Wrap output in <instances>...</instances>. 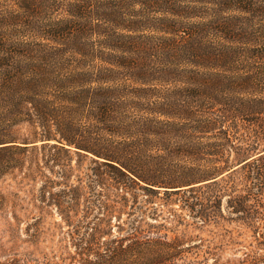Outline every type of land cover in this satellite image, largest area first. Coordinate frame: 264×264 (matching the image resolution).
Listing matches in <instances>:
<instances>
[{
  "label": "trees",
  "instance_id": "16d2710c",
  "mask_svg": "<svg viewBox=\"0 0 264 264\" xmlns=\"http://www.w3.org/2000/svg\"><path fill=\"white\" fill-rule=\"evenodd\" d=\"M251 125L264 0H0V180L41 183L32 213L61 218V264H206L211 245L182 246L222 226L255 239L237 264H264Z\"/></svg>",
  "mask_w": 264,
  "mask_h": 264
},
{
  "label": "rangeland",
  "instance_id": "374dc122",
  "mask_svg": "<svg viewBox=\"0 0 264 264\" xmlns=\"http://www.w3.org/2000/svg\"><path fill=\"white\" fill-rule=\"evenodd\" d=\"M248 129L243 127L239 136L242 137L246 130L248 144L264 150V127L251 125ZM76 159L73 157L71 161L73 167H76ZM26 173L27 171L20 174L9 171L0 180V264H61V257H67L61 252V218L54 211L52 215L43 216L39 211L32 213V193L36 197L40 195L41 183L32 191L30 182L25 178ZM77 174L74 173L71 182L76 180ZM186 220L194 222L189 217ZM167 228L171 230L168 232L170 238L181 237L185 230L183 226L175 225ZM246 228L235 230L234 226H222L211 231L214 227H207L204 231L191 233L193 241L184 243L182 248L194 249L201 244L203 250L207 251L204 247L211 245L214 259L206 264H237L239 258L245 257L244 253L254 252L255 249V244H252L255 239ZM161 234L164 235L165 232ZM234 242H242V245L235 246ZM200 259L191 256L186 264H199ZM176 264L185 263L178 260Z\"/></svg>",
  "mask_w": 264,
  "mask_h": 264
}]
</instances>
